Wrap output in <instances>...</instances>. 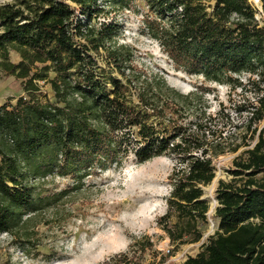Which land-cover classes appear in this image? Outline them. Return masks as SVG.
<instances>
[{
    "label": "trees",
    "instance_id": "1",
    "mask_svg": "<svg viewBox=\"0 0 264 264\" xmlns=\"http://www.w3.org/2000/svg\"><path fill=\"white\" fill-rule=\"evenodd\" d=\"M112 1L119 9L145 3L151 14L145 20L148 33L177 68L232 89H247L245 80L252 86L256 98L245 127L256 141L234 161L235 181H219L216 234L183 264H264V129L258 131L264 121V27L256 8L250 0H213V5L211 0ZM98 3L16 0L0 5V70L20 80L27 95L0 107V236L7 234L26 253L40 245L39 226L49 224L43 212L54 211L69 192L35 195L28 180L71 176L80 181L130 154L138 164L176 158L167 212L158 222L176 250L198 243L210 211L203 197L216 178L214 161L247 146L213 129L214 118L203 112L188 123L186 109L196 95L178 93L163 78L127 74L129 48L107 46L116 25L98 30L91 24L104 12ZM78 13L87 24H75ZM102 48L123 79L98 74L90 52ZM12 51L20 54L19 63L11 61ZM41 81L51 85L55 103L43 100ZM143 242L102 264H149L146 255L155 244L149 237ZM165 261L176 264L168 257Z\"/></svg>",
    "mask_w": 264,
    "mask_h": 264
},
{
    "label": "rangeland",
    "instance_id": "2",
    "mask_svg": "<svg viewBox=\"0 0 264 264\" xmlns=\"http://www.w3.org/2000/svg\"><path fill=\"white\" fill-rule=\"evenodd\" d=\"M250 1L264 27V0ZM14 3L16 0H0L1 6ZM98 4L104 12L95 17L91 24L98 30L102 25H116L111 40L109 36L107 38V46L124 45L129 48L127 74L142 79L163 78L166 85L178 93L196 95L197 99L186 109L187 122L197 121L198 115L203 112L205 117L214 118L213 129L223 132L224 136L230 135L231 141L246 143L247 146L214 161L216 178L204 188L210 211L207 223L201 228L203 238L198 243L176 250L158 222L167 212V199L172 190L169 176L177 164L176 158L166 155L138 164L130 154L121 164L103 171L97 170L95 175L80 181L71 176H49L44 181L28 180L35 195L46 197L66 189L69 192L58 202L54 211L43 212L45 221L50 220L49 224H42L38 228L37 241L40 245L36 249L26 253L7 234L0 236V264H102L116 253L129 251L130 245L136 241L144 243L147 237L155 244V248L146 255L147 263L168 264L164 262L168 257L169 261L183 264L187 258L203 251V245L216 234L219 227V220L215 217L219 181H235L232 173L234 161L256 141L245 127L250 117L248 107L256 98L250 92L252 86L248 85V81H244L247 89H232L226 84L208 82L202 76L190 75L177 68L159 42L148 33L145 20L151 18V14L145 3L131 2L122 9L116 8L112 0H99ZM209 4L213 5L214 1L211 0ZM79 21L82 25L88 23L87 17L80 13L76 16L75 24ZM77 41L84 42V39L78 38ZM90 53L95 56L101 77L107 75L123 79L114 64H109L104 48L100 53ZM10 58L13 63L21 61L20 54L15 51L11 52ZM40 69L41 66L35 71ZM55 77V73H49V79ZM39 83L43 100L46 98L55 103L51 85L47 81ZM108 89L113 91L110 83ZM22 96L27 95L21 81L0 70V107L15 105ZM263 129L264 121L258 125L259 132ZM9 185L13 186L12 183Z\"/></svg>",
    "mask_w": 264,
    "mask_h": 264
},
{
    "label": "bare ground",
    "instance_id": "3",
    "mask_svg": "<svg viewBox=\"0 0 264 264\" xmlns=\"http://www.w3.org/2000/svg\"><path fill=\"white\" fill-rule=\"evenodd\" d=\"M258 1H256V3H257ZM108 250H110V249H108ZM112 250H114V248L112 249ZM104 254V253H103ZM93 262V261H92ZM94 263V262H93Z\"/></svg>",
    "mask_w": 264,
    "mask_h": 264
},
{
    "label": "built area",
    "instance_id": "4",
    "mask_svg": "<svg viewBox=\"0 0 264 264\" xmlns=\"http://www.w3.org/2000/svg\"><path fill=\"white\" fill-rule=\"evenodd\" d=\"M169 252H170V251H168V253H169ZM187 259H188V258H187ZM187 259H186V260H187ZM186 260H185V261H186Z\"/></svg>",
    "mask_w": 264,
    "mask_h": 264
},
{
    "label": "water",
    "instance_id": "5",
    "mask_svg": "<svg viewBox=\"0 0 264 264\" xmlns=\"http://www.w3.org/2000/svg\"><path fill=\"white\" fill-rule=\"evenodd\" d=\"M203 199H205V197H203Z\"/></svg>",
    "mask_w": 264,
    "mask_h": 264
}]
</instances>
